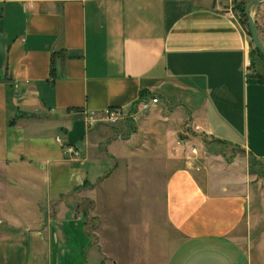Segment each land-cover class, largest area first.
Returning <instances> with one entry per match:
<instances>
[{
	"label": "crops",
	"instance_id": "crops-1",
	"mask_svg": "<svg viewBox=\"0 0 264 264\" xmlns=\"http://www.w3.org/2000/svg\"><path fill=\"white\" fill-rule=\"evenodd\" d=\"M225 1L0 0V264L102 261L76 198L123 167L163 200L160 264H264V79ZM116 108L133 129L88 124Z\"/></svg>",
	"mask_w": 264,
	"mask_h": 264
},
{
	"label": "rangeland",
	"instance_id": "rangeland-1",
	"mask_svg": "<svg viewBox=\"0 0 264 264\" xmlns=\"http://www.w3.org/2000/svg\"><path fill=\"white\" fill-rule=\"evenodd\" d=\"M250 1L227 0L222 3V8L231 11L242 21L251 38L248 20L242 11L240 12ZM251 11L257 21L259 35L264 45V5H255ZM251 46L254 50L252 64L254 73L264 79V55L256 51L253 43ZM135 120L137 116L130 110L125 111L121 119L115 123L101 119L93 128H104L105 137L111 138L119 134L120 129H133ZM155 169L158 172V167ZM111 172L110 169L105 175L109 176ZM129 173L131 174L128 168H122L121 180L119 183L116 182L118 190L114 200L104 198L98 202V199L96 201L92 198H76L79 213L86 220L88 234L93 241L102 240L103 260L96 264H114V260H117L115 264H160V257H164L165 246L160 226L165 225L161 210L163 200L153 195L154 192L137 191V180L130 184ZM96 185L99 194L105 192L106 189L101 183ZM97 245L100 250L101 245ZM116 254L123 256L122 260L117 259Z\"/></svg>",
	"mask_w": 264,
	"mask_h": 264
},
{
	"label": "built area",
	"instance_id": "built-area-1",
	"mask_svg": "<svg viewBox=\"0 0 264 264\" xmlns=\"http://www.w3.org/2000/svg\"><path fill=\"white\" fill-rule=\"evenodd\" d=\"M158 101H159L158 98H153L151 100H143L141 103V109L147 110V109L151 108L154 104L158 103ZM124 113H125L124 109L116 108V109L108 110L104 113L93 114V115L88 116V124L90 126H93L98 121H100L101 119H106L110 122L115 123L121 119V117L123 116ZM178 145L186 146V148L193 155H198L200 152V150L197 146H194L193 144H191L189 141H186V140H184V141L179 140Z\"/></svg>",
	"mask_w": 264,
	"mask_h": 264
},
{
	"label": "water",
	"instance_id": "water-1",
	"mask_svg": "<svg viewBox=\"0 0 264 264\" xmlns=\"http://www.w3.org/2000/svg\"><path fill=\"white\" fill-rule=\"evenodd\" d=\"M264 3V0H251L245 7V15L248 19L249 27H250V33H251V39L253 41V44L255 45V48L264 55V45L261 42L257 25L254 19V16L252 14V7L255 5H259Z\"/></svg>",
	"mask_w": 264,
	"mask_h": 264
},
{
	"label": "trees",
	"instance_id": "trees-1",
	"mask_svg": "<svg viewBox=\"0 0 264 264\" xmlns=\"http://www.w3.org/2000/svg\"><path fill=\"white\" fill-rule=\"evenodd\" d=\"M242 11V14H243V16L244 17H246V15H245V8H243V10L241 9L240 10V12ZM247 18V17H246ZM248 20V19H247ZM248 25H249V23H248ZM250 28V27H249ZM250 35H251V33H250ZM252 43H253V41H252ZM256 51L257 52H259L257 49H256ZM260 53V52H259ZM261 54V53H260ZM263 55V54H262ZM252 56L254 57V50H252ZM253 57H252V60H251V66H252V64H253Z\"/></svg>",
	"mask_w": 264,
	"mask_h": 264
}]
</instances>
